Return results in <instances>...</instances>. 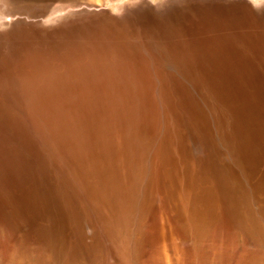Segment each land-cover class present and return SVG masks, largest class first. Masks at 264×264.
Returning a JSON list of instances; mask_svg holds the SVG:
<instances>
[{
	"label": "bare ground",
	"instance_id": "obj_1",
	"mask_svg": "<svg viewBox=\"0 0 264 264\" xmlns=\"http://www.w3.org/2000/svg\"><path fill=\"white\" fill-rule=\"evenodd\" d=\"M8 1L19 8L31 2L27 9L37 7L32 9L33 13L42 16L49 14L57 3L73 1L85 6V12L66 19L77 21L84 16H99V21L105 19L99 23L105 33L88 41L83 38L86 30H98L97 24L68 27L82 33V45L78 41L79 47L75 49L81 59L67 60L60 68L55 66L56 52L47 48L35 58L26 55L25 59L11 61L13 68L7 65L9 62L0 68V264H17L16 255L29 258L34 254L41 264H80L82 252L87 251L80 231L85 225H78V219L74 223L71 216L72 208L78 209V206L71 204L69 175L75 178V170H80L77 176L86 188L82 175L91 169L93 179L87 180V187L93 192L88 200L98 201L100 194L101 198L109 196L103 191V181L99 178L107 162L97 157L91 163L77 162L78 167L75 162L77 154L85 151L83 148H103L105 143L120 148L115 150L114 163L121 171L107 185L112 197L115 196L108 207L112 210L110 219L119 216V220L125 222L132 215L140 219L132 211L140 212L145 208L137 211L134 203L138 200L125 205L119 194V186L127 185L129 163L139 161L144 168L140 172H158L163 181L160 191L153 186L158 199L163 201L160 202L162 214L157 215L160 219L166 215L178 225L182 219L187 226L180 227L186 234H201L199 226L204 208L211 207L219 214L222 208L225 216L234 219L237 225L252 229L254 220L259 218L251 203L236 202L237 194L230 186L236 182L224 180L223 161H229L232 169H240V166L245 177L256 173L251 167L254 160L258 164L263 161L251 150L264 148V42L258 40H264V5L254 7L236 0L211 3L171 0L158 5L144 1L132 7L126 5L118 16H113L109 12L86 11L108 0ZM35 2L40 3L41 8ZM42 9L46 10L44 14ZM0 19L2 27L14 23L7 15ZM18 21L20 23L21 19ZM132 23H149L146 40L138 44L136 50L132 49L136 38L128 28ZM112 24L119 26L112 33H106ZM54 31L59 33L66 29ZM8 33L0 35V42L11 37ZM176 36L187 37L189 44L179 47ZM155 64L166 68H156L153 77H148ZM53 83L59 87L58 91L49 94L41 90ZM35 85L38 93L31 90ZM33 97L41 102L60 104L69 114L71 131L63 132L61 148L58 141L61 133L40 130L38 126L48 125L45 121L36 122L32 108L27 117L20 114L23 103H32ZM161 110L172 116L165 118L166 127L178 120L186 121L180 115L188 111L192 114L190 133L196 134L192 137L197 141L196 148L206 153L203 159L194 155L193 148L188 152L189 148L183 147L185 140L182 141L179 132L165 135V148L146 137L148 130L154 139L161 140V131L155 132L159 122L154 117ZM30 117L33 118L27 119ZM147 118L150 122L145 126ZM81 121L87 130L78 138L77 125ZM105 122L111 124L112 132L103 129ZM71 140L75 143H70ZM129 141L140 144V148L127 143ZM142 145L145 148H141ZM186 145L191 146L189 140ZM70 148L80 150L70 153ZM199 166H204L201 168L206 177L198 175ZM209 175H217L219 180L211 183ZM112 178L110 174L109 179ZM256 187L258 192L264 191V168ZM260 214L264 216V208ZM66 229L77 232L79 239L77 244L61 247L56 235ZM245 258L248 261L246 255Z\"/></svg>",
	"mask_w": 264,
	"mask_h": 264
},
{
	"label": "rangeland",
	"instance_id": "obj_2",
	"mask_svg": "<svg viewBox=\"0 0 264 264\" xmlns=\"http://www.w3.org/2000/svg\"><path fill=\"white\" fill-rule=\"evenodd\" d=\"M144 1L149 2L152 5H158L160 3L169 2L171 0H108L107 2L103 3V5H93L92 7H90V9H87L86 11L92 12L93 14H102L109 12L110 15L118 16L126 8V5L128 7H132ZM190 1H200V3H211L213 1L220 0ZM236 1L246 3L254 7L264 5V0ZM4 2H8V4L4 5ZM16 5V3H10L8 0H0V18H2V15H7L8 18L14 21L12 26H0V35L9 31L8 34L9 36H11L8 37L6 41L0 42V68H2L4 64L6 65V62H9L7 65H11L10 62L15 59H25L26 55H30V57L32 56V58H35V56L39 55L40 53L46 52L43 50L44 48L56 52L54 60H56L57 57V62H55V66L60 68L61 66L65 65L67 60L81 59V55H79L75 49L79 47L77 46L78 41H80V45H82V33H79L77 29L68 30V27L74 28L79 25H84L86 23L89 26H91V24H97L98 30H86V37L83 38L87 39L88 41H91L93 36L97 38L99 35L101 36L105 33L99 25L100 21L102 23L105 21V19H100L99 21V16H84L82 18L77 19L79 23L74 19L67 20L66 18L74 14L77 15L85 12V6L82 7V5L78 3L76 5V2L73 1H67L65 3L59 4L57 3V6L54 9H48L50 12L49 14L43 16L40 13L36 15L35 13H33V10L37 7L27 9V7L31 5V2H26V5L22 3L21 5L26 6L24 8L22 6H20V8L18 6L16 7ZM35 5L40 7V3L38 2H35ZM2 12L4 14H2ZM45 12L46 10H43V14ZM20 19L21 22L19 23L18 20ZM148 25L149 23H132L128 27L132 30L136 38V42L133 45L132 49L136 50L137 45L146 40L145 33ZM117 26L119 25L112 24V28L110 30L106 29V33H112V30ZM38 29L41 30L37 31ZM52 29H66V31L58 33ZM258 40H261V43L264 42L263 38H260ZM148 42L152 43V41L150 40H148ZM176 42L179 43V47L187 46L189 44V40L187 39V37L181 36H176ZM65 51L67 52L65 53ZM11 67L13 68L14 65H11ZM52 67H54V65ZM166 67H168V63ZM166 67L156 66V64L152 65L147 75L148 77H153L156 68ZM22 70L23 69H21V71ZM22 73L24 74L23 71ZM17 78L18 80L20 79L19 77ZM46 83L50 82L46 81ZM31 90H35L38 93L39 88L35 85L31 88ZM41 90L44 92L48 91V93L50 94L54 91H58L59 87L57 86V84L53 83L50 87H44ZM194 98L195 96L193 97V99ZM31 100L32 103L27 101L23 103L20 114L23 117H27L30 113V109L32 108L31 112L36 113L34 117H37L38 121L36 122L41 121L42 123L45 121L48 125L47 127L38 126L40 130H50L58 134L61 133V136L58 137L59 146L61 148L60 138L64 137L63 132L71 131V126L69 125L70 118H68L69 114H66L65 108H63V106H61L60 104H51V101L48 103L41 102L35 99L34 97L33 99L31 98ZM63 103L65 105H68L64 101ZM68 106H70V103ZM166 110L171 114V111L169 109ZM85 112L87 114V111ZM168 112L161 110L160 112H158L157 115H154L156 121L159 122V125L156 127L155 132L158 133L159 131H161L159 133L162 136L161 140L159 141L154 139L150 134H148V130L145 131L146 137H148L153 144H157L159 142L160 144H158V147L162 146L161 148H165V135H172L179 132L182 135V141L185 140V144L183 145V147L189 148L188 152L190 151V148H193L194 155H196L197 158L200 157L203 159L204 154L206 155V153L202 154L200 149L196 148L198 146L197 141L192 138L193 136H196V134L194 133L192 135L190 133V125L193 122V118L190 117L192 116V114L188 111L183 114L184 116L180 115L181 119H183L184 117L185 120L188 122L184 120H178L176 121V124L166 127L165 118H172V116L169 115ZM32 118L33 117L27 119ZM149 122L150 121L147 118L146 123L144 125L148 126ZM104 124L106 126L103 127V129L105 131L108 129L112 132L111 124L109 122H105ZM120 125L121 127H123L122 124ZM77 127L79 131L77 137L80 138L81 136H83L85 130H87V126L81 121L79 125H77ZM187 140H189L191 146L186 145ZM69 142L75 143L72 140ZM127 143H132L135 147L140 148V144L131 141ZM179 147L182 146L180 145ZM141 148L145 147L142 145ZM116 149L120 150L119 147H114L112 145L108 146L106 145V143L103 145V148H83V150L85 151L78 153L75 161L77 167L78 163H91L95 157L107 162V164L100 170L99 178L103 181V191L106 192V194H108L109 196L101 198L100 194L97 197L98 201L88 200V197L93 192L87 187V180L93 179L91 169H89L86 173H83L82 175L86 184V188L84 187V184L81 181L79 182V177L77 176V174L80 173V170H75V178H72V176L69 175L70 179L72 180V187L70 186L71 190L69 189L70 193L72 192L71 204H73L74 206H78V209L72 208L71 216L74 223L79 220L78 225H85L84 227L80 228V231L83 234V238L81 239L84 240L85 244H87V251L82 252L80 264H264V216L260 214L261 209L264 208V199H262V197L264 196V191L258 192V187H256L260 179V175H262V169L264 168V148H253L251 150L255 155H259L257 158L263 159V161L259 164L257 163V160H254L252 162L251 167L256 173H252L249 177L244 176L245 172L241 169L240 166L237 165L240 169H232L230 168L229 161H223V164L225 166L224 180H235L236 185L235 183H233L230 184V186L235 189L234 192L237 194V203L248 201L252 204L256 216L257 218H259L256 221L254 220L255 225H252V229L250 230L248 228H242L241 226L237 225V222L234 219L231 220L229 217H226L221 207V214L215 213V210L210 207L209 209L204 208L203 210L204 216L203 218H201L199 226V229H201L202 231L201 234L192 232H188L186 234L184 232V229L180 227V225L183 227L187 226L186 223L182 221V219L179 222L180 225L176 224L175 222H172L170 218L166 215L161 216V221L158 216L162 214L163 208L161 205L163 204L161 203L163 201L160 199V197L159 199L161 201L158 199L157 194H155L156 192H154V187L157 191H160L162 189L163 181L160 177H158V172H140L144 168L142 167L139 161L137 163H129L127 171L128 178L126 180L127 185L119 186V194L121 196L122 202L125 205H132L136 200H138V203H134V205L136 204L135 206L137 207V211L143 210L144 208L145 209L140 212H136L134 210L132 211L134 214L140 217L139 220L135 215H132L127 218L125 222L120 221L119 216H116L114 219H110L112 217V210H110L108 207H110L111 201H113V198L115 196L112 197L113 195L110 194L107 185H110L113 180L117 178L121 171V167L118 164L114 163ZM79 150L80 148H70V153H76ZM128 151L130 152V148H128ZM198 163L200 164L202 162L198 161ZM205 163L206 162H204V164ZM199 167L200 168L196 169V171H199L198 175H205V171H203V169L201 168L204 166ZM256 167L259 168V171ZM247 169L249 170V168ZM215 173H217V171L213 172V174ZM110 174L113 175L112 179H109ZM204 177L206 176H203V178ZM183 180H186V178H184ZM218 180L219 177L217 175L208 176V181L211 183L217 182ZM241 183H243V185H241ZM94 186H97V184ZM74 196L76 199L74 198ZM225 201H227L229 205V201ZM80 208L82 209V211L79 210ZM76 212L78 213L76 214ZM84 213L89 214V217H86L88 215ZM155 214L158 218L155 217ZM159 221H161V224L159 223ZM256 223L259 224L258 227V224L256 225ZM158 230H161V232L159 233ZM157 232L160 235H158ZM56 237L58 244L61 247H67L70 244H77L79 239L78 233H74V230L70 231V229H66L60 235H56ZM240 250H242V253L240 252ZM71 255H73L72 251ZM245 255L248 261H246ZM15 258L17 264H41L40 258L37 254H34L33 257L31 255L29 258H21L19 255H16ZM53 263H56V260H54Z\"/></svg>",
	"mask_w": 264,
	"mask_h": 264
}]
</instances>
